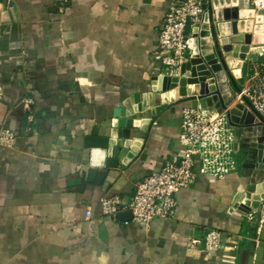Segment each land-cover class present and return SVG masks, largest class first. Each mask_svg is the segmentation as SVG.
<instances>
[{"label": "crops", "instance_id": "0c3cea01", "mask_svg": "<svg viewBox=\"0 0 264 264\" xmlns=\"http://www.w3.org/2000/svg\"><path fill=\"white\" fill-rule=\"evenodd\" d=\"M173 4L0 0V129L16 135L13 148L0 145V264H245L254 214L246 220L228 207L234 193L264 178H246L240 162L222 180L198 176L179 191L172 219L144 225L100 214L102 197L128 203L138 182L183 152V108L211 100L217 107L213 97L174 105L173 92L154 93L150 78L168 75L157 40ZM247 61L246 74L255 59ZM138 101L149 112L145 123L154 119L139 157L101 185L95 173L82 181L84 137L134 117L128 105ZM207 230L221 233L218 250L188 249V238Z\"/></svg>", "mask_w": 264, "mask_h": 264}, {"label": "water", "instance_id": "95a60500", "mask_svg": "<svg viewBox=\"0 0 264 264\" xmlns=\"http://www.w3.org/2000/svg\"><path fill=\"white\" fill-rule=\"evenodd\" d=\"M170 1L181 3L183 0ZM201 10L200 21L191 28V36L187 41L190 55L180 65L179 75L151 77L150 82L154 86V93L173 92L174 105L215 98L217 107L226 110L231 126L244 136L239 159L240 169L248 171L246 178H251L255 171L264 178V118L252 109L247 100H244V104L236 101L234 108L228 106L222 96V85L217 79V74L207 64L202 49V42L206 40L224 80L227 78L233 89L238 92L239 88L227 65L225 54L230 53L233 59H238L239 46L245 53L250 44L253 47L256 46L260 41L258 36L264 33V21L260 23L254 17V11L249 9V0H203ZM247 17H250L251 28L246 30L245 41L242 38L240 41L239 23L248 19ZM238 43L240 45L236 46ZM179 97L181 99H178ZM229 99L231 101L235 97H229ZM213 102L214 100L208 101L206 103L210 105L206 104L201 108L208 110L214 106ZM168 107L169 105L165 104L156 106L151 111V116L157 117ZM128 109L134 114V117H128V120H125L128 125L125 121L115 127L109 124L107 128L105 127L104 135L99 134L98 128H93L84 137L83 146L88 153L87 170L80 175L82 181L87 178L86 180L90 182V175L95 173V180L92 182L101 185L110 170L118 166H129L141 154L144 141L141 134H147L149 125L154 119L148 124L145 123L143 118L149 117V112H143V101L128 105ZM125 112L123 110V113ZM114 138L117 139L115 142ZM136 139L140 141L136 142ZM82 190L83 187H80V191ZM228 214H236L246 220L254 214L249 220L253 222V226L249 230L251 237L245 264H264V179L257 183L252 181L243 191L234 193L228 207ZM117 218L127 221L131 219V214L130 212L121 213Z\"/></svg>", "mask_w": 264, "mask_h": 264}, {"label": "built area", "instance_id": "2783aa9c", "mask_svg": "<svg viewBox=\"0 0 264 264\" xmlns=\"http://www.w3.org/2000/svg\"><path fill=\"white\" fill-rule=\"evenodd\" d=\"M203 0H183L173 4L159 24L157 45L161 64L169 76L179 75L180 65L190 55L188 39L191 28L199 23ZM257 11H264V0H252ZM247 82L235 94L238 103L247 100L252 109L264 118V65L251 61L246 74ZM244 136L232 127L226 110L212 106L186 107L181 111L178 141L183 152L166 161L156 172L135 185L128 203L114 198L99 200L100 214L113 221L121 213L130 212L131 219L148 225L154 218L172 219L176 210V195L191 187L198 176L224 179L238 168ZM16 135L9 129H0V145L13 148ZM90 211L86 212V218ZM221 233L207 230L201 237H189L187 247L213 252L218 250Z\"/></svg>", "mask_w": 264, "mask_h": 264}, {"label": "rangeland", "instance_id": "374dc122", "mask_svg": "<svg viewBox=\"0 0 264 264\" xmlns=\"http://www.w3.org/2000/svg\"><path fill=\"white\" fill-rule=\"evenodd\" d=\"M249 9H252L254 11V17H256V19L260 22V23H263L264 21V11H257L255 10L253 4H252V0H249ZM258 16V17H257ZM261 16V18H260ZM248 19H245V21H241L240 24L242 25L243 27V30H241V32L243 33V35H245V33H247L246 30H250L251 28V21H250V17H247ZM246 22V23H245ZM250 26V27H249ZM259 42L256 44V46H254L253 48V53L254 54H250L248 52H246L242 58V72H243V75L240 77V79L237 80L236 84L239 86H243L245 83H246V72H247V68H248V61L247 59L248 58H251L252 59H256V61L258 63H261L264 65V44L262 42H264V34H260L259 36ZM257 37V39H258ZM249 46H253L252 44H250ZM240 75V74H239ZM238 75V76H239ZM224 86H227L226 89H227V93L228 95L230 96V98H234L235 97V94H236V91L235 89H233V87L231 86V84L229 83V80L226 78L225 79V83L223 84ZM240 88V87H239ZM233 101V105H236V100H232ZM226 102V101H225Z\"/></svg>", "mask_w": 264, "mask_h": 264}, {"label": "bare ground", "instance_id": "6f19581e", "mask_svg": "<svg viewBox=\"0 0 264 264\" xmlns=\"http://www.w3.org/2000/svg\"><path fill=\"white\" fill-rule=\"evenodd\" d=\"M260 18H261V16H260ZM238 28H239V34H240L239 40L242 38V40L245 41L244 35L241 32V30H243V27H242V25L240 23H239V27ZM202 44H203L202 49H203L204 58H205L207 64L213 69V71L216 72L217 79H218L219 83L222 85V96L224 97L226 103H228V106L230 108H234L236 105L232 106L233 105V101L232 100L230 101V99H229L230 96L228 95L225 87L223 86V84H224V77H223L222 73H220L218 63L215 61V59H214V57H213V55H212V53L210 51V46L208 45V42L206 40H203ZM238 45H240V43H238L236 46H238ZM238 49H239L238 50V55H239V58L238 59H233L231 57L230 53H226L225 54V57L227 58V65H228L230 71L232 72V74L235 75V76H238L240 74V64H241V61L240 60H241V58L245 54V52H244V50H242V47L241 46H239ZM193 55H194V57H196V54L195 53ZM171 77H176V76H171ZM116 140H117L116 138L113 139L114 142ZM139 141H140L139 139H136V142H139Z\"/></svg>", "mask_w": 264, "mask_h": 264}]
</instances>
